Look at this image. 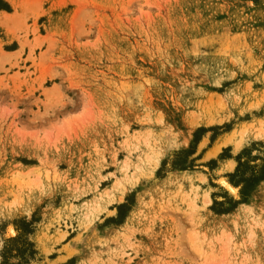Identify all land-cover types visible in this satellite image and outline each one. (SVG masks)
I'll use <instances>...</instances> for the list:
<instances>
[{
    "label": "rangeland",
    "instance_id": "rangeland-1",
    "mask_svg": "<svg viewBox=\"0 0 264 264\" xmlns=\"http://www.w3.org/2000/svg\"><path fill=\"white\" fill-rule=\"evenodd\" d=\"M16 1L0 2V249L24 218L32 264H264V180L212 208L239 200L235 155L264 158V139L204 158L218 134L264 121V0ZM200 108L215 121L191 129ZM190 146L194 165L173 169ZM149 148L161 158L139 175ZM226 156L233 168L215 171ZM126 159L136 182L122 179ZM25 173L32 187L6 210ZM102 189L121 198L84 216Z\"/></svg>",
    "mask_w": 264,
    "mask_h": 264
},
{
    "label": "bare ground",
    "instance_id": "bare-ground-1",
    "mask_svg": "<svg viewBox=\"0 0 264 264\" xmlns=\"http://www.w3.org/2000/svg\"><path fill=\"white\" fill-rule=\"evenodd\" d=\"M9 1L14 6V8H17L18 3H17L16 0H9ZM3 15L7 16V14H3ZM1 22H2V19L0 18V23ZM220 120H222V119H220ZM213 121H215V118L210 114V112L208 111V109H201L200 108V110H198L196 114L189 115V117L187 119V123H188L187 125L189 126V128L192 129L195 125H204V124L211 123ZM149 137H150V135H149ZM245 137H249V138H252V139H264V121L262 119H260V118L256 119L255 121L254 120H252V121H242L237 126H234L230 130H228L227 132L222 133L220 136H218L213 141L212 148L207 153H205L204 158H208L209 156H215V154L223 146H227V145H231L234 149L238 150L242 146ZM155 141H157V140L155 139ZM125 142H127V139H126ZM153 142H154V140H153ZM149 149H150V152H148L147 154H145L144 159L142 160V162L139 163L138 165L134 166L136 169H139L141 171L140 173H138L139 175L140 174L141 175L144 174V176L145 175L151 176L153 174L155 168L157 167L158 163H159V159L161 158V157L159 158V155L160 154L158 153V151H155L154 149H151V148H149ZM225 161L228 164L225 163V162L224 163H220L214 170L217 171V172H220V171L225 170V169L226 170L232 169L233 166H234V164H235V161L232 158L226 159ZM128 163H129V160L126 159V160H124V163L121 166V168L125 170V173L123 174L122 179L125 180V181H127V182L133 183V182H136L137 181V177H135L134 174H129L127 172V168L129 167L128 166ZM28 174H31V173H25V176L28 177ZM36 175H39V173H36ZM21 180H18V181H21ZM27 180H25V181H27L26 183L17 182L16 184L12 185V187L10 189H8L9 192L6 193V194H9L10 196H9L8 199H6V201H4L5 203L2 204L3 207L6 210H9V211L16 210L17 206L21 203V201H22V194L21 193L23 192L22 188H24V186L27 187V188H30L33 185L31 178L28 177ZM221 182H223L224 184H226L227 186H229V188H231V190H234L230 185H228V183L226 181L221 180ZM114 185H115L114 187H118L119 186L118 182H116ZM102 190H103V192L99 194L98 198L96 197L97 199L95 201L86 204V211L83 213L84 216H86V217H92L93 218L96 215H98L99 211L101 210L100 201H101L102 198H105V197L107 198L108 197V199H109L110 202H112L113 199H115L114 201H118L121 198L120 196L119 197L116 196L117 197L116 198L115 197V193L113 191H111L110 189L109 190L108 189H102ZM191 190H192V188H191ZM122 194H124V191L122 192ZM182 195H184V194H182ZM4 197H6V195ZM186 197H188V196H186ZM189 199H190V197H189ZM190 201H192V200H190ZM202 202H203V204L205 206L208 205L211 202V198H210V195H209L208 192H206V193L203 194ZM22 203H23V201H22ZM191 203L192 202H190L189 204L191 205ZM195 204L196 203L193 202L192 203V207L195 206ZM19 207H20V205H19ZM238 207H241V209L243 211H247V213H249L250 212V209H251L250 208V205L248 203H240L238 205ZM230 214H231V212H230ZM253 220H254V218L252 219V223L249 222V221L247 222L248 223L247 234H250L251 231H252V228L251 227L255 223V222H253ZM221 234H218L216 239H218L220 237L219 235H221ZM63 235L64 234H61V237H63ZM198 250H200V249H198ZM224 264H240V263H235L233 261H224Z\"/></svg>",
    "mask_w": 264,
    "mask_h": 264
},
{
    "label": "trees",
    "instance_id": "trees-1",
    "mask_svg": "<svg viewBox=\"0 0 264 264\" xmlns=\"http://www.w3.org/2000/svg\"><path fill=\"white\" fill-rule=\"evenodd\" d=\"M195 139H197L195 137ZM193 152L191 146L188 149H182L174 152V158L183 159L180 162L172 161V167L186 169L194 164H186L187 155ZM246 148H243L235 155L236 166L231 175L233 183H241L240 198L234 200L226 195L225 199L217 200L213 196L212 208L217 211H229L239 202H245L254 186L264 180V158L258 155H250ZM185 157V158H184ZM250 157L252 159H250ZM253 162H252V161ZM237 177V178H236ZM228 203V205H226ZM15 234L4 238L2 248L0 249V264H32L37 254L29 234L33 231L32 222L24 218L14 221Z\"/></svg>",
    "mask_w": 264,
    "mask_h": 264
},
{
    "label": "crops",
    "instance_id": "crops-1",
    "mask_svg": "<svg viewBox=\"0 0 264 264\" xmlns=\"http://www.w3.org/2000/svg\"><path fill=\"white\" fill-rule=\"evenodd\" d=\"M0 2L2 3V4H8L9 6H11V7H13L14 8V6L11 4V2L9 1V0H0ZM42 7L43 8H47L48 7V2H44L43 3V5H42ZM3 12H7L4 8H3V6H0V13H3ZM228 131V130H227ZM227 131H225V132H227ZM224 133V132H223ZM221 134H218V136H220ZM218 136H216V138L218 137ZM215 138V139H216ZM214 139V140H215ZM212 146H213V143H212V145L211 146H209L208 148H207V150H206V152L205 153H207L211 148H212ZM223 147H225V146H223ZM205 153H204V155H205ZM209 157H211V156H209ZM226 159H230V156H226V158H224V160H226ZM217 167V166H216ZM215 167V168H216ZM210 204V203H209Z\"/></svg>",
    "mask_w": 264,
    "mask_h": 264
},
{
    "label": "snow or ice",
    "instance_id": "snow-or-ice-1",
    "mask_svg": "<svg viewBox=\"0 0 264 264\" xmlns=\"http://www.w3.org/2000/svg\"><path fill=\"white\" fill-rule=\"evenodd\" d=\"M6 235L7 234H11V229L9 228L8 231L5 233Z\"/></svg>",
    "mask_w": 264,
    "mask_h": 264
}]
</instances>
